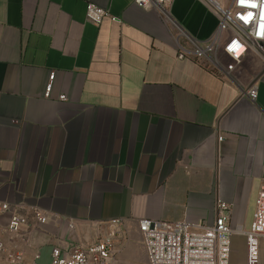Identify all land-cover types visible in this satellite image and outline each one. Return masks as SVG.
Instances as JSON below:
<instances>
[{
  "label": "crops",
  "instance_id": "obj_1",
  "mask_svg": "<svg viewBox=\"0 0 264 264\" xmlns=\"http://www.w3.org/2000/svg\"><path fill=\"white\" fill-rule=\"evenodd\" d=\"M87 4L118 20L91 23ZM168 10L201 44L218 28L204 0ZM178 43L189 46L134 0H0V205L29 227L11 234L0 210V241L23 264L108 237L115 264H147L140 219L213 224L220 203L232 227L250 228L264 188V41L231 79L179 60ZM217 60L231 63L221 51ZM253 86L255 104L244 95ZM32 208L48 222L36 224ZM244 239L232 237L230 264L234 250L245 264Z\"/></svg>",
  "mask_w": 264,
  "mask_h": 264
},
{
  "label": "built area",
  "instance_id": "obj_2",
  "mask_svg": "<svg viewBox=\"0 0 264 264\" xmlns=\"http://www.w3.org/2000/svg\"><path fill=\"white\" fill-rule=\"evenodd\" d=\"M172 0H134L140 7H151L163 20L170 22L183 36L189 46L178 43L179 60H205L220 71L225 78L231 79L230 72L240 63L248 49H260L264 41V0H231L227 8L216 0H204L215 9L218 28L211 39L204 44L186 34L171 18L168 6ZM87 19L98 25L105 17L118 20L108 10L87 4ZM227 37L223 41V35ZM223 52L231 61L226 70L219 65L217 55ZM55 73L51 72L46 86V95L52 91ZM246 98L256 103L257 87H251ZM61 100L65 97L61 96ZM0 210L9 214L7 231L11 234L28 232L25 218L15 207L3 203ZM230 208L224 203L218 205V216L213 224L205 222L140 219L137 232L142 243L147 264H230L232 237L235 234L245 238V264H260L261 242L264 240V188L256 198L252 222L248 230L240 226L232 227L228 215ZM33 220L38 225L48 222V213L40 208H32ZM116 223V222H114ZM73 228V224H69ZM0 255L8 264H23L21 253L12 252L0 241ZM118 251L111 237L97 241L87 247L78 246L70 252L59 248L52 251V264H115Z\"/></svg>",
  "mask_w": 264,
  "mask_h": 264
},
{
  "label": "rangeland",
  "instance_id": "obj_3",
  "mask_svg": "<svg viewBox=\"0 0 264 264\" xmlns=\"http://www.w3.org/2000/svg\"><path fill=\"white\" fill-rule=\"evenodd\" d=\"M221 4L224 8H227L231 0H220ZM245 242V239H244ZM261 259H263V263L261 262ZM260 263L264 264V242H261V257H260ZM231 264H243V258L241 254H238L237 250H234V253L231 257Z\"/></svg>",
  "mask_w": 264,
  "mask_h": 264
}]
</instances>
